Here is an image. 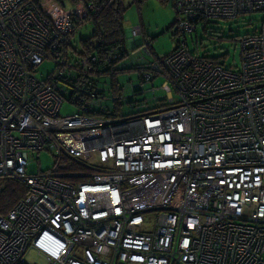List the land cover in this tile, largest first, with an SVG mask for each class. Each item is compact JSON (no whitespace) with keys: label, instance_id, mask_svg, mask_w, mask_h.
I'll return each mask as SVG.
<instances>
[{"label":"built area","instance_id":"built-area-1","mask_svg":"<svg viewBox=\"0 0 264 264\" xmlns=\"http://www.w3.org/2000/svg\"><path fill=\"white\" fill-rule=\"evenodd\" d=\"M170 1L178 46L141 71L163 77L165 97L118 120L93 114L112 99L96 56L69 54L92 3L0 0V179L27 186L0 214V264H264V19L237 39L239 70L184 40L199 22L264 13V0ZM44 150L52 166L27 171Z\"/></svg>","mask_w":264,"mask_h":264},{"label":"rangeland","instance_id":"rangeland-1","mask_svg":"<svg viewBox=\"0 0 264 264\" xmlns=\"http://www.w3.org/2000/svg\"><path fill=\"white\" fill-rule=\"evenodd\" d=\"M125 7L123 14L124 30L130 32L136 26H141V31L133 35L141 41L143 45L131 50L127 42L128 57L119 62L118 67L128 68L115 74L114 82L118 84V101L113 103L111 98H104L102 105L108 107L113 112V106L118 109V116L115 119H124L133 115H140L153 109L156 104H160L165 97V91L161 88L163 77L153 75L151 80H141L140 72L135 69L141 65L162 57L171 52L177 44L178 35H175L174 26L177 18L176 11L169 0H123ZM78 3H66V8H74ZM264 13L245 12L233 18L211 19L206 22L196 24L195 30L185 33L184 40L189 51L216 58L221 64L233 70L241 67L240 47L238 38L244 34H250L260 29ZM144 34H143V31ZM91 34V26L86 24L79 27L71 37V49H82L81 41ZM146 49L147 51H145ZM135 53V54H134ZM136 60V61H135ZM54 67V62L44 60L36 67L38 75L44 77ZM103 82L106 84L104 85ZM110 76L101 77V86L108 88ZM105 92V96L110 95ZM174 94V92H173ZM75 105L63 101L60 108L61 114H71L75 111ZM98 109V108H97ZM54 156L47 151L30 154L27 171L37 172L50 168L53 164ZM146 223L151 225L152 213L146 214ZM41 260L30 251L26 256V262Z\"/></svg>","mask_w":264,"mask_h":264},{"label":"trees","instance_id":"trees-1","mask_svg":"<svg viewBox=\"0 0 264 264\" xmlns=\"http://www.w3.org/2000/svg\"><path fill=\"white\" fill-rule=\"evenodd\" d=\"M57 1L62 6H65L66 3H78V4L81 3L84 5L92 3L93 5L92 10L87 11L83 18L84 23H80L78 19L74 20L76 23L75 31L79 27L89 24L91 26V34L88 38L80 40L82 49L80 50L71 49L69 54L71 56H73V54L77 56H82V55L96 56L94 71L98 79L99 85L101 87L99 93L105 94V92H110L111 93L110 96L112 97L113 103H115L119 99L118 97L119 94L117 93L119 86L118 84L116 85L117 82L116 83L114 82L115 79L113 76H115L117 72L125 71L128 69L120 66L118 67L119 62H121L129 55L126 46L125 30L123 23L124 20L123 14L125 10L123 0H57ZM135 1L138 3L141 0H135ZM161 1H167V0H161ZM208 21L210 20H205L203 22L205 24ZM173 33L176 35L175 31ZM179 40L180 38L178 37V41L174 49L178 46ZM69 44L71 46V41ZM168 54H165L164 56ZM112 55L116 56V58L110 60L109 56ZM162 57H157V60H159ZM214 59L216 60L217 63H220L216 58ZM146 67L147 64L145 65L141 64L135 68L140 72L139 78L141 80H143L141 71ZM103 75L110 76V82L108 84V88L105 86H101L102 83H100V80ZM103 84L105 85L106 83L103 82ZM117 94L118 96H116ZM97 108H95L93 111V114L95 115H101L104 117L118 116V109L116 105L113 106V112L111 111V109H109L108 107H104L103 105ZM0 183L2 185L0 191V214H5L19 199L24 198L26 196L27 186L23 182L10 177L1 178Z\"/></svg>","mask_w":264,"mask_h":264},{"label":"crops","instance_id":"crops-1","mask_svg":"<svg viewBox=\"0 0 264 264\" xmlns=\"http://www.w3.org/2000/svg\"><path fill=\"white\" fill-rule=\"evenodd\" d=\"M142 31H143V29H142ZM143 34H144V31H143ZM142 40H143V37H141V41H140V39L138 37L132 36L130 34V32L127 31V41H126V45H127V42H128V46L131 48V50L135 49L136 47L141 46V44L143 43ZM139 64L145 65L146 63H139Z\"/></svg>","mask_w":264,"mask_h":264},{"label":"water","instance_id":"water-1","mask_svg":"<svg viewBox=\"0 0 264 264\" xmlns=\"http://www.w3.org/2000/svg\"><path fill=\"white\" fill-rule=\"evenodd\" d=\"M125 38H126V41H127V35H126V32H125Z\"/></svg>","mask_w":264,"mask_h":264}]
</instances>
